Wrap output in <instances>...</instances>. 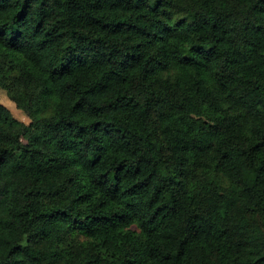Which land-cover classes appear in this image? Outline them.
<instances>
[{
	"label": "trees",
	"instance_id": "16d2710c",
	"mask_svg": "<svg viewBox=\"0 0 264 264\" xmlns=\"http://www.w3.org/2000/svg\"><path fill=\"white\" fill-rule=\"evenodd\" d=\"M0 264H264V0H0Z\"/></svg>",
	"mask_w": 264,
	"mask_h": 264
},
{
	"label": "rangeland",
	"instance_id": "374dc122",
	"mask_svg": "<svg viewBox=\"0 0 264 264\" xmlns=\"http://www.w3.org/2000/svg\"><path fill=\"white\" fill-rule=\"evenodd\" d=\"M0 106L10 111L11 115L18 121L27 124V117L16 108L15 104L10 100L7 92L0 88Z\"/></svg>",
	"mask_w": 264,
	"mask_h": 264
}]
</instances>
